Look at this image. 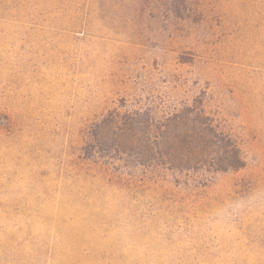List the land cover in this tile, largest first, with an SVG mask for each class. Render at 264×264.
I'll return each instance as SVG.
<instances>
[{"label":"rangeland","instance_id":"rangeland-1","mask_svg":"<svg viewBox=\"0 0 264 264\" xmlns=\"http://www.w3.org/2000/svg\"><path fill=\"white\" fill-rule=\"evenodd\" d=\"M196 99L243 169L85 157L110 112ZM0 264H264V0H0Z\"/></svg>","mask_w":264,"mask_h":264},{"label":"trees","instance_id":"trees-1","mask_svg":"<svg viewBox=\"0 0 264 264\" xmlns=\"http://www.w3.org/2000/svg\"><path fill=\"white\" fill-rule=\"evenodd\" d=\"M86 158L133 164L144 170H168L190 177L239 171L246 161L239 142L196 99L166 111L165 106L114 110L88 130Z\"/></svg>","mask_w":264,"mask_h":264}]
</instances>
